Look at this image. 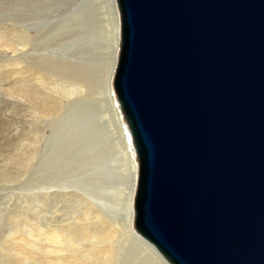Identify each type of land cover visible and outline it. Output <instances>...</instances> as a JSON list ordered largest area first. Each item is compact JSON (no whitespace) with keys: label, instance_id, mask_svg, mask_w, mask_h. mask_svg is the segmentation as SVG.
Wrapping results in <instances>:
<instances>
[{"label":"water","instance_id":"water-1","mask_svg":"<svg viewBox=\"0 0 264 264\" xmlns=\"http://www.w3.org/2000/svg\"><path fill=\"white\" fill-rule=\"evenodd\" d=\"M134 226L170 264H264V0H116Z\"/></svg>","mask_w":264,"mask_h":264},{"label":"bare ground","instance_id":"bare-ground-1","mask_svg":"<svg viewBox=\"0 0 264 264\" xmlns=\"http://www.w3.org/2000/svg\"><path fill=\"white\" fill-rule=\"evenodd\" d=\"M80 1L0 0V10L37 12L25 21H34L30 28L48 27V22L51 23L53 30L48 35H52L55 28L66 30L72 27V23L84 19L88 43L95 40L100 43L103 38L108 50L105 59L96 54V58L76 66L66 59H63L65 64L43 59L42 53L33 57L31 51L35 52L36 40L29 37V28L18 38L11 37L15 32L13 26L6 21L8 19H3L5 16L0 17V103L3 104L0 111V192L12 189L11 184L14 183L15 190L21 192L24 190L21 185L27 184V180L21 182V179L32 173L39 175L36 187L45 190L35 200L18 198L15 203L21 202L22 205L17 208L18 213L0 212V264H170L138 234L134 226L138 160L113 89L121 42L116 0H105L104 3L109 11L106 37H101L100 0ZM70 6L73 10L68 9ZM62 8L68 9L64 19L47 14L57 13ZM49 44L47 42L44 47ZM72 85L79 87L80 91L74 100ZM99 92L107 95L128 160L125 200L117 209L119 218L108 215L111 207L99 196L91 201L74 190H68L66 185L76 173L74 168L64 163L68 159L66 151L59 153L68 147L61 139L59 125L64 117L60 115L65 112L66 116L78 122L75 120L78 117L74 119L70 114L72 109H76L90 121L93 109L88 105L87 97ZM9 100L17 102V107L7 106ZM46 148L50 150L48 157L42 153ZM106 152L104 154L101 149L97 154L86 155L84 160L91 159L92 165L104 163L110 158ZM113 176L117 177V174ZM104 177L110 176H101L99 180L108 184L103 181ZM125 234L129 240L128 244L125 242L127 245L121 241Z\"/></svg>","mask_w":264,"mask_h":264},{"label":"rangeland","instance_id":"rangeland-1","mask_svg":"<svg viewBox=\"0 0 264 264\" xmlns=\"http://www.w3.org/2000/svg\"><path fill=\"white\" fill-rule=\"evenodd\" d=\"M76 1H78L77 3L81 2L80 0ZM73 2L76 3L75 1ZM100 3L101 4L99 12L102 21L101 37H106L109 30V11L105 7V0H100ZM68 9L73 10V7L70 6V8ZM68 9L62 8L57 13L47 12V14H50L51 17L64 19L63 15L66 14ZM33 14H37V12L27 13L26 11L24 12L22 10H0V17L3 18L5 16L3 19H8L6 21L10 23V25H12L14 28L13 31L15 32L12 33L11 37L18 38L19 36L23 35L22 31L29 28V37H32L36 40L35 52L31 51L33 57L38 56L42 53L43 59H51L54 61L62 62L64 64L67 61H71L72 63H74V66H76V64H86L90 59L96 58V54L101 56L100 59H105L107 57L108 50L105 49L107 45L105 39L102 38V41L100 43L96 40L93 41V43H88L86 33L87 26L84 25V19H81V22L79 23H72V27L66 30L62 29L61 31H58L55 28V32L52 35H48V33L53 30V25L51 23L48 22V27L40 25L38 28H30V25L34 24V21H25L30 18V15ZM9 19L12 20L9 21ZM66 31H69V34ZM47 42H50L49 46L44 47ZM49 51L53 54L50 55ZM99 56L97 58H99ZM63 59H66V62H63ZM33 60H37V58H34ZM70 89L74 94L72 100L77 99L78 95H80L79 87H77L76 85H72L70 86ZM99 93H95L91 97L89 96V98L87 97L88 105H91L90 108L93 109V116L91 117L90 121L86 120L81 112L76 109H72L70 114L72 113L71 116L74 119L78 117L75 120L80 123L74 121L69 116H66L65 112L60 115V117H64L59 125V129L61 131V139L64 143H67L68 147L66 149L62 148L59 153H63V151H66L65 156L68 157V159L65 160L64 163H67L72 168H74L76 173V175L74 176L75 178L66 185V187H68V190H74L79 195H84V198H89L88 200L91 201L95 200L94 197L99 196V198H102V201L106 202L109 207H111V209H109L108 215L111 217L119 218V212H117V209L122 207L123 200H125V177L128 175V160L126 152L124 150L125 147L121 139V133H119L120 129L119 127H117L118 125L115 121V118L113 117L114 114L110 108L107 95L105 92ZM84 98L85 97H83V99ZM8 103L9 104L7 106L10 105V107H12L13 109L16 108L18 104L14 100H9ZM97 104H100V106H98ZM2 107L3 104L0 103V111ZM15 114L16 113H14V115ZM26 119L30 120L29 117H26ZM85 122L87 124L91 122V125H87ZM81 124L83 126H80ZM26 131L27 129H25V132ZM97 147H100L102 151L104 150V154L106 151H108L106 153L110 154V158L104 163L92 165L91 159L85 161L84 157L90 154H97L101 150H99V148ZM44 152L45 156L48 157V155L50 154V150L46 148L42 151V153ZM58 163H61V161H59ZM114 174H117V177L113 176ZM106 175H109L110 177L106 179L104 177L103 181L108 182V184H104L101 180H99V177ZM38 176L39 175L37 173H32L28 175L27 178H22L21 182L27 180V184L21 185V188L24 189L21 192L15 190V183L11 184L12 189L2 190V192H0V212H4L5 214L11 212L18 213L16 212V210L22 205L21 202L15 203V201L20 197L30 198L34 200L36 197L40 198L41 195L44 194L45 190L36 187V185H38L37 183L39 182L37 178ZM116 181L117 183H115ZM114 184L117 185L115 186ZM6 230L9 231L10 227L7 226ZM127 237L128 235L125 234L123 238H121L123 245H127L129 243ZM125 242L127 244H125Z\"/></svg>","mask_w":264,"mask_h":264}]
</instances>
